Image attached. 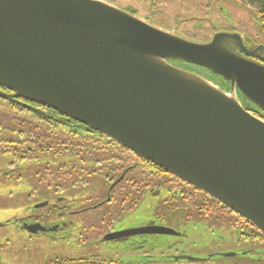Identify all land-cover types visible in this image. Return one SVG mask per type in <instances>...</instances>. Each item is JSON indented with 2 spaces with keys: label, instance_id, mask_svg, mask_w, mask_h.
<instances>
[{
  "label": "water",
  "instance_id": "1",
  "mask_svg": "<svg viewBox=\"0 0 264 264\" xmlns=\"http://www.w3.org/2000/svg\"><path fill=\"white\" fill-rule=\"evenodd\" d=\"M262 52L237 32L195 42L103 0H0V99L99 132L264 234Z\"/></svg>",
  "mask_w": 264,
  "mask_h": 264
},
{
  "label": "flooded vegetation",
  "instance_id": "2",
  "mask_svg": "<svg viewBox=\"0 0 264 264\" xmlns=\"http://www.w3.org/2000/svg\"><path fill=\"white\" fill-rule=\"evenodd\" d=\"M252 13L261 40L222 30L255 48ZM0 101L17 119L0 122V175L31 189L0 221V264H264V234L214 198L55 110Z\"/></svg>",
  "mask_w": 264,
  "mask_h": 264
},
{
  "label": "rangeland",
  "instance_id": "3",
  "mask_svg": "<svg viewBox=\"0 0 264 264\" xmlns=\"http://www.w3.org/2000/svg\"><path fill=\"white\" fill-rule=\"evenodd\" d=\"M103 1L123 10L127 9L126 7L132 8L136 10L137 17L158 28L195 42H208L216 31H223L222 29H237L247 37L259 38V40L263 38L258 26L252 22V12L259 13L262 9L257 2L251 0H220L217 2L215 0ZM212 23L215 26H212ZM9 111H11V105L0 101L1 123L11 124L17 121L15 116L6 113ZM30 191V187L25 182L16 184L0 175V221L24 215L27 204L25 195Z\"/></svg>",
  "mask_w": 264,
  "mask_h": 264
},
{
  "label": "trees",
  "instance_id": "4",
  "mask_svg": "<svg viewBox=\"0 0 264 264\" xmlns=\"http://www.w3.org/2000/svg\"><path fill=\"white\" fill-rule=\"evenodd\" d=\"M238 1H243V0H238ZM251 1H255V2H257L259 5H260V7H261V9H262V14H264V0H251ZM261 30H262V32L264 33V17H262V21H261ZM206 71V70H205ZM210 76V78L212 79V80H214L215 82H217L218 84H220L221 86L222 85H224L225 83L222 81V79L221 78H219V77H216V76H214V75H212L211 73H209L208 71H206ZM204 74V73H203ZM257 111H258V113H256V115H260V116H262L263 115V113L260 111V110H258L257 109ZM261 118H263V117H261Z\"/></svg>",
  "mask_w": 264,
  "mask_h": 264
}]
</instances>
